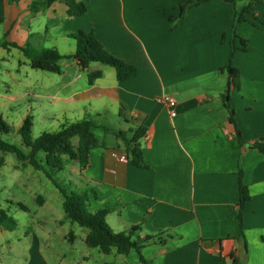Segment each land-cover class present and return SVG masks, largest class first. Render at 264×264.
Masks as SVG:
<instances>
[{
	"label": "crops",
	"instance_id": "0c3cea01",
	"mask_svg": "<svg viewBox=\"0 0 264 264\" xmlns=\"http://www.w3.org/2000/svg\"><path fill=\"white\" fill-rule=\"evenodd\" d=\"M39 1L0 0L6 36L44 34L58 41L92 31L110 53L138 67L136 76L121 81L114 67L92 62L83 70V93L74 95L84 94L95 110L111 105L130 116L129 130L138 123L147 129L141 144L149 167L140 168L120 159L126 153L120 138L102 126L92 128L101 144L89 149L88 166L81 167L95 184L89 210L115 207L106 217L115 232L139 224L134 239H164L142 249L144 261L135 249L104 254L97 247L102 264H264V154L248 147L264 138V1L236 26L238 44L242 38L248 47L232 61L240 70L238 87L231 81L227 86L229 75L222 70L229 60L233 2L209 0L177 20L187 0H55L33 8ZM80 2L87 11L69 16V5ZM67 48L60 52L73 54L76 44ZM98 70L101 77L89 84L88 74ZM228 88L241 141L222 97ZM164 96L174 98V105ZM240 169L251 196L244 208L247 253L238 239ZM35 250L27 264H54ZM92 257L86 252L80 264Z\"/></svg>",
	"mask_w": 264,
	"mask_h": 264
},
{
	"label": "rangeland",
	"instance_id": "374dc122",
	"mask_svg": "<svg viewBox=\"0 0 264 264\" xmlns=\"http://www.w3.org/2000/svg\"><path fill=\"white\" fill-rule=\"evenodd\" d=\"M53 40L44 34L32 38L11 32L6 36L0 24L1 42L39 49L59 45L60 51H68L67 47L75 44L68 37ZM60 64L62 74L34 69L20 49L0 46V116L11 127L0 138L20 145L18 129L27 115L33 119V138L43 132L58 131L64 124L84 117L117 130L129 131L134 127L129 123L130 116L126 120L113 106L97 104L95 110L84 94L74 96L83 93L87 74L73 59H63ZM71 96L75 99L67 100ZM64 158L65 168L53 174L63 188L67 192L94 191L95 184L82 175L79 162ZM63 203V193L43 170L20 161L14 153L0 151V207L17 220L14 230L0 227V264H27L35 249H41L47 261L54 264H80L86 252L93 255L87 264L104 263L98 248L85 241L89 229L70 221Z\"/></svg>",
	"mask_w": 264,
	"mask_h": 264
},
{
	"label": "trees",
	"instance_id": "16d2710c",
	"mask_svg": "<svg viewBox=\"0 0 264 264\" xmlns=\"http://www.w3.org/2000/svg\"><path fill=\"white\" fill-rule=\"evenodd\" d=\"M55 0H41L32 5L36 7H48ZM209 0H187L180 5V13L177 20L183 19L190 8L203 4ZM235 4V18L230 38L229 60L223 71L227 72L230 77L231 84L239 86L240 70L233 66V58L238 51H247V41L240 38L238 44V35L236 26L238 23L246 21L247 15L255 10L256 3L264 0H226ZM87 11L84 2L75 5H69L68 15L78 16ZM176 23L173 24V28ZM69 38L73 39L76 44V50L73 54H62L56 47L35 48L29 45L23 46L15 42L0 41V45L4 48L15 47L20 49L24 56L29 60V64L34 69H41L51 73L61 74L62 69L60 61L62 59L73 58L77 61L81 70H86L92 62H100L112 66L116 70L118 80H127L137 75L138 67L127 63L110 53L103 44L96 38L94 32L78 31L70 33ZM100 70L93 71L88 74L89 84H92L97 78L101 77ZM224 105L229 112V122L234 125L237 136L241 141L242 135L236 121V110L230 102L229 88L222 95ZM120 115L123 116L122 111ZM127 119V118H126ZM137 121V120H136ZM102 126L108 132H112L120 138L125 145V155L130 162L140 168H148L149 165L143 157V148L141 139L146 133V127L142 123H138L135 129L117 130L110 126L98 124L90 117H84L80 120L64 124L58 131L43 132L37 138L32 137L33 119L27 115L21 127L18 129L22 137L20 145L11 143L0 138V151L14 153L20 161L31 164L38 170H43L46 175L53 180L55 185L63 193V207L68 219L76 222L83 227H87L89 232L85 238L86 243L92 247H98L104 254H108L113 248L117 249L120 254L127 255L132 249H135L144 261L142 249L153 242H163L164 239L159 235H146L144 237L133 238L141 226L133 225L129 232H115L107 222V215L115 209V207L107 206L96 212L89 210V190L77 192L71 190L67 192L65 188L55 179L54 173L62 171L65 168L66 160L64 156H68L70 160L79 162L82 168L88 166V151L92 146L101 144V141L94 136L93 127ZM11 127L0 116V134H7ZM129 132L132 135L129 136ZM76 140V141H75ZM249 148H256L264 154V138H261L248 145ZM43 154V156H42ZM239 190L240 200L238 205V218L240 222L239 240H245L244 230V208L251 198L248 187L242 181V171L239 173ZM22 207H25L21 204ZM145 221V218L143 219ZM0 227L8 230H14L17 227V220L9 215L7 210L0 207ZM169 238L174 235L170 234ZM245 253L248 252L247 244L244 241ZM233 263H239L238 259H234ZM109 264V263H107Z\"/></svg>",
	"mask_w": 264,
	"mask_h": 264
},
{
	"label": "built area",
	"instance_id": "2783aa9c",
	"mask_svg": "<svg viewBox=\"0 0 264 264\" xmlns=\"http://www.w3.org/2000/svg\"><path fill=\"white\" fill-rule=\"evenodd\" d=\"M161 100H163L164 102H166V103L169 104L170 106L174 105V103H175L174 98H172V97H168V96H164V97H162ZM171 115H172V116H175V115H176V112H175V111H171ZM145 137H147L146 134H145L144 138H145ZM120 159H121V160H124V161H127V160H128V159H127V156H126L125 154L122 155V156H120Z\"/></svg>",
	"mask_w": 264,
	"mask_h": 264
},
{
	"label": "water",
	"instance_id": "95a60500",
	"mask_svg": "<svg viewBox=\"0 0 264 264\" xmlns=\"http://www.w3.org/2000/svg\"><path fill=\"white\" fill-rule=\"evenodd\" d=\"M227 86H228V87L230 86V77H228V80H227Z\"/></svg>",
	"mask_w": 264,
	"mask_h": 264
}]
</instances>
